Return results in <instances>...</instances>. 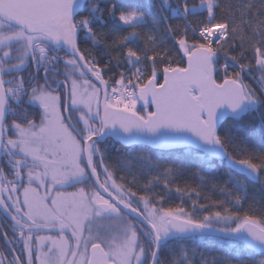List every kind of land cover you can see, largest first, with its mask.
I'll return each instance as SVG.
<instances>
[{
  "label": "snow or ice",
  "instance_id": "1",
  "mask_svg": "<svg viewBox=\"0 0 264 264\" xmlns=\"http://www.w3.org/2000/svg\"><path fill=\"white\" fill-rule=\"evenodd\" d=\"M116 142L139 150L113 160ZM146 147L184 159L141 183ZM214 161L224 199L175 183ZM248 181L264 189V0H0V264H264Z\"/></svg>",
  "mask_w": 264,
  "mask_h": 264
},
{
  "label": "trees",
  "instance_id": "2",
  "mask_svg": "<svg viewBox=\"0 0 264 264\" xmlns=\"http://www.w3.org/2000/svg\"><path fill=\"white\" fill-rule=\"evenodd\" d=\"M191 2H197V0H191ZM200 17H193L191 19V23L195 25L198 23ZM174 25H180L183 26V21L180 20H173L171 21ZM163 27V25H161ZM171 42V41H170ZM84 45H82L83 47ZM63 55V53H61ZM29 72H31V69H29ZM29 72H25L24 75L28 76ZM249 83H252L253 87H257V85L251 80H248ZM138 108L140 106L138 105ZM139 150L137 147L132 146H123L119 143L114 144V148L112 151V159L115 160L119 156L123 155L124 153H130ZM144 151L148 152H155L158 156L159 162L161 167L159 168H153L151 172L148 169L147 165H144L141 167L140 165H136L132 169V173L136 176V178L143 183L146 179L151 178V176L161 173L163 170V167L175 163L177 166H179L182 161L183 157L181 155V150H167V151H159V150H153L150 148H144ZM195 172V168H189L188 170L184 171L182 175H179L175 183L180 185L181 187L187 185L189 188H193L199 185L200 191H201V197L200 200L203 202L205 197H208L212 200L216 199H224L225 194L221 193L219 190V187H214L213 184L222 185L224 180L226 179L225 173L227 172L226 165L221 164L219 161H214V168L213 171L209 174V176L206 179V182L201 184L199 177L193 175ZM131 178V176L129 177ZM248 199L244 202V206L241 209V211H248V210H256L257 212L264 210V189L261 188V185L256 184L254 182L248 181ZM162 189V185L158 184L156 185V190L160 191ZM184 204L183 206L185 208H190L191 201L188 200L187 197H183ZM166 206H177L181 203V197L176 194L174 191L170 194V199H168L166 202ZM198 249L200 251H204L206 254L209 255V259H211V256L213 255H219L220 252L218 249L221 247L218 243H209V242H203L199 243ZM4 247L3 242L0 241V249ZM172 258V253L165 252L161 259L162 261H166Z\"/></svg>",
  "mask_w": 264,
  "mask_h": 264
},
{
  "label": "water",
  "instance_id": "3",
  "mask_svg": "<svg viewBox=\"0 0 264 264\" xmlns=\"http://www.w3.org/2000/svg\"><path fill=\"white\" fill-rule=\"evenodd\" d=\"M140 107H142V105H140V104H138ZM117 143H119V144H121L120 142H117ZM121 145H123V144H121ZM123 146H126V145H123ZM150 149H153V150H159V151H167L166 149H156V148H154V147H150Z\"/></svg>",
  "mask_w": 264,
  "mask_h": 264
}]
</instances>
